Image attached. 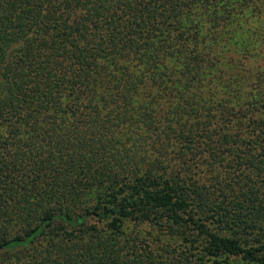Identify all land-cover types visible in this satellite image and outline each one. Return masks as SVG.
Segmentation results:
<instances>
[{
    "label": "trees",
    "instance_id": "trees-1",
    "mask_svg": "<svg viewBox=\"0 0 264 264\" xmlns=\"http://www.w3.org/2000/svg\"><path fill=\"white\" fill-rule=\"evenodd\" d=\"M0 264H264V0H0Z\"/></svg>",
    "mask_w": 264,
    "mask_h": 264
},
{
    "label": "rangeland",
    "instance_id": "rangeland-1",
    "mask_svg": "<svg viewBox=\"0 0 264 264\" xmlns=\"http://www.w3.org/2000/svg\"><path fill=\"white\" fill-rule=\"evenodd\" d=\"M164 231H162L161 229H154L149 225H145L143 227H141V235L146 238L147 242H150L151 246H156L160 243H162V241L164 240ZM162 239V241L157 240V239Z\"/></svg>",
    "mask_w": 264,
    "mask_h": 264
}]
</instances>
